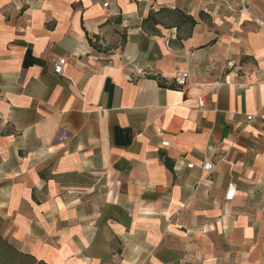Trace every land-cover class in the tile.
<instances>
[{
    "label": "crops",
    "instance_id": "1",
    "mask_svg": "<svg viewBox=\"0 0 264 264\" xmlns=\"http://www.w3.org/2000/svg\"><path fill=\"white\" fill-rule=\"evenodd\" d=\"M238 1L0 0L5 237L48 264H264V31ZM164 7L197 21L180 46L143 28Z\"/></svg>",
    "mask_w": 264,
    "mask_h": 264
},
{
    "label": "trees",
    "instance_id": "2",
    "mask_svg": "<svg viewBox=\"0 0 264 264\" xmlns=\"http://www.w3.org/2000/svg\"><path fill=\"white\" fill-rule=\"evenodd\" d=\"M197 23L196 19L185 13L179 8H161L158 11L151 10L149 15L143 20V28L149 34H159V25L162 26H176L179 31L182 27H187L188 29L183 31V34H178L177 38L171 41L172 44L182 45V40L184 37L189 36L191 33V28ZM93 43V42H92ZM95 48H99L96 43H93ZM156 77V76H155ZM161 85H164L160 78L156 77ZM162 158L170 169L173 168V161L164 153H162ZM0 264H48L43 260L37 259L32 254L23 252L14 243L10 242L1 232H0Z\"/></svg>",
    "mask_w": 264,
    "mask_h": 264
},
{
    "label": "built area",
    "instance_id": "3",
    "mask_svg": "<svg viewBox=\"0 0 264 264\" xmlns=\"http://www.w3.org/2000/svg\"><path fill=\"white\" fill-rule=\"evenodd\" d=\"M107 5L108 3H105V6ZM235 12L238 14H242L243 12H248L251 18L256 23V25L264 31V16L251 10L250 0H239L238 5L235 8ZM53 62H54V71L58 74H61L64 70V66L67 62V59L65 57H55ZM189 77H190V74L188 72H182L178 74L176 77L177 84L179 86H184L187 83ZM199 106L200 107L204 106V99L202 97L199 98ZM254 117L255 115H247V120L251 121ZM261 117L264 118V115H261ZM167 144L168 142H163V145H167ZM208 149H213V146H209ZM187 167L193 168L194 163L187 164ZM213 167L214 165L212 162H206L203 165V169L208 172H211L213 170ZM235 194H236V188L233 185H231L227 191L226 199L229 201L233 200V198L235 197Z\"/></svg>",
    "mask_w": 264,
    "mask_h": 264
},
{
    "label": "rangeland",
    "instance_id": "4",
    "mask_svg": "<svg viewBox=\"0 0 264 264\" xmlns=\"http://www.w3.org/2000/svg\"><path fill=\"white\" fill-rule=\"evenodd\" d=\"M0 232L4 235V231L2 229V223L0 222ZM5 236V235H4ZM7 239H9L8 237H6ZM10 242H12L10 239H9ZM13 243V242H12Z\"/></svg>",
    "mask_w": 264,
    "mask_h": 264
}]
</instances>
